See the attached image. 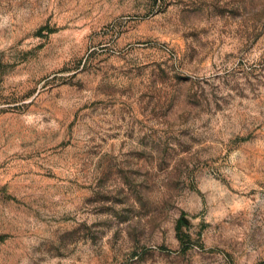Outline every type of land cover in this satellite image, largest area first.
<instances>
[{
    "label": "rangeland",
    "instance_id": "1",
    "mask_svg": "<svg viewBox=\"0 0 264 264\" xmlns=\"http://www.w3.org/2000/svg\"><path fill=\"white\" fill-rule=\"evenodd\" d=\"M0 264H264V0H0Z\"/></svg>",
    "mask_w": 264,
    "mask_h": 264
}]
</instances>
